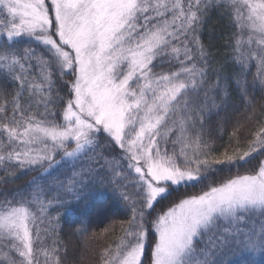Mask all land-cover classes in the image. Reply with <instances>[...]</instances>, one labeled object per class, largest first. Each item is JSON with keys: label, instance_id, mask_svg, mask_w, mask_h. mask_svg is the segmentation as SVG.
Segmentation results:
<instances>
[{"label": "snow or ice", "instance_id": "obj_1", "mask_svg": "<svg viewBox=\"0 0 264 264\" xmlns=\"http://www.w3.org/2000/svg\"><path fill=\"white\" fill-rule=\"evenodd\" d=\"M208 5L209 0H186V5L185 0H0L4 17L0 65L21 88L41 94L44 98L38 104L45 109L41 119L21 112L17 120L19 94L13 98V116L2 127L11 150L5 153L0 147V164L51 166L58 154L67 158L86 154L103 135L128 154L129 167L134 168L136 199L129 205L128 228L115 249L103 250L99 264H228L215 250L219 245L199 248L202 239L212 235L224 244L247 217L264 216V161L245 174L237 171L230 178L217 179V173L250 164L254 154L264 156V122L257 123L246 148H226L218 154L202 133L186 135L190 126L203 120L204 108L190 94L199 93L207 75L194 63L187 36ZM219 6L233 9L237 19L259 37V51L249 58L257 59L264 71V0H220ZM241 9H247L246 16ZM169 14L171 19L166 18ZM26 40L45 50L36 55L35 49L20 47ZM173 41L180 42L183 59L181 47L167 51ZM197 51L203 59V48L198 45ZM236 51L237 62L243 64L239 42ZM166 56L180 67L167 74L154 73L156 62ZM30 61L39 67L42 83H29L24 76V64ZM57 73L72 76L66 82L67 100L57 96L62 105L59 124L48 119L59 114L48 108ZM5 111L0 106V113ZM169 122L179 127L180 135L173 141L183 145L178 154L161 147V141L174 134V128L166 127ZM70 144L74 147L69 149ZM12 145L22 146L21 150ZM198 186L199 194L178 197L163 214L149 219L155 204L173 191ZM121 198L130 200L126 194ZM31 203L24 200L0 209V242L11 241L10 249L21 258L17 261L5 253L8 264H39L40 251L46 264L49 260L61 264L56 249H34L40 237L37 233L34 241L30 229L35 223ZM150 230L155 239L146 260ZM257 235L244 247L264 251V224Z\"/></svg>", "mask_w": 264, "mask_h": 264}, {"label": "trees", "instance_id": "obj_2", "mask_svg": "<svg viewBox=\"0 0 264 264\" xmlns=\"http://www.w3.org/2000/svg\"><path fill=\"white\" fill-rule=\"evenodd\" d=\"M219 4L220 0H216V3L209 0L200 23L187 36L188 47L196 57L194 63L198 68H204L207 75L199 93L190 94V99L199 101L204 108L200 113L203 120H198L194 127L190 126L186 135L202 133L203 140L216 149L217 154L226 148H246L257 123L264 122V71L259 68L257 59L249 58L251 53L259 51L257 38L247 25L237 19L233 9ZM241 11L245 15V10ZM2 18L4 17L0 16V19ZM166 18L171 19V14ZM2 40L3 37H0V41ZM238 42L239 52L244 53L243 64L237 62L240 59L236 51ZM198 45L203 48V59L197 51ZM173 46L181 47L180 59H183L180 42L173 41L167 50L169 53ZM20 47L35 49L36 55L45 50L43 45L27 40ZM179 67L178 61L166 56L156 62L153 71L157 74H167L169 70L175 71ZM20 71L18 68L16 74ZM39 71L35 61L24 64L23 74L29 83H42ZM53 79L56 81L52 92L53 102L49 103L48 108L59 114L48 119H54L59 124L63 123L62 105L57 96L67 100L66 82L71 81L72 76L61 77L57 73ZM17 94L20 107L16 119L21 118V112L25 116L35 114L41 119L39 114L44 113L45 109L43 104L38 102L44 97L39 93H32L27 86L21 88L13 79V74L4 71L0 65V106L6 107V111L0 113V117H3L0 118V147L5 153L11 148L2 127L9 123L13 116V98L17 97ZM166 127L174 128V134L169 133L167 142L161 141V147L169 154H178L183 145L173 141H177L180 135L179 127L171 122ZM12 147L19 151L22 146ZM187 151L189 155L192 154L191 149ZM263 159L264 156L254 154L250 164L238 166V170L234 168L231 172L217 173V179L230 178L236 175L237 171L239 174H245ZM129 164L128 154L118 145L106 141L103 135L99 145L86 154L71 160H62L52 167L45 163L43 166L21 168L15 161L5 162L0 164V209L9 205L18 206L24 200L32 201L29 208L39 218V225L35 227L33 237L34 241L37 233L40 237L38 242H34L36 249H56L55 255L59 256L61 264H99L103 250L115 249L124 237L128 228L127 221L132 215L129 205L136 199V174ZM196 191L200 192L199 186L178 188L167 199L155 204L149 219L163 214L169 206L168 201L173 197L177 199L193 195ZM122 194L130 197L127 203L121 198ZM262 224L264 216L256 214L253 223L233 228L234 235L224 244H221L220 238L209 235L202 239L198 247L208 250L213 245H219L215 250L221 253V258L228 260V264H264V251L256 252L244 247L249 240L258 239L257 234ZM152 238L149 231L150 243L145 251L146 260L150 254ZM10 244L11 241L8 240L0 242V264H8L5 253L12 259L17 258L15 252L10 249ZM36 259L39 264H46L42 251L38 252ZM47 264H52L51 260Z\"/></svg>", "mask_w": 264, "mask_h": 264}, {"label": "rangeland", "instance_id": "obj_3", "mask_svg": "<svg viewBox=\"0 0 264 264\" xmlns=\"http://www.w3.org/2000/svg\"><path fill=\"white\" fill-rule=\"evenodd\" d=\"M245 10V16L247 15V9H244ZM256 38H257V40L259 39V37L258 36H256ZM38 96V95H37ZM34 147H36V146H34ZM72 147H74V144L72 145ZM71 147H69V149H70ZM71 159H74V158H67V157H62V155L61 156H59V154H58V156H57V158H55V163H53L51 166L48 164V167H52V166H55L56 164H58L59 162H61L62 160H71ZM263 161H264V159H263ZM27 167H29V166H27ZM193 194H199V192H195V193H193ZM174 196H176V195H174ZM182 197H184V196H181V198ZM177 199H176V197L174 198H172V199H170L169 201H168V204H169V206L168 207H170L171 206V203H174V202H178V201H176ZM42 205H44L43 203H42ZM167 207V208H168ZM167 208H166V210H167ZM165 210V211H166ZM30 211L34 214V216H35V223H31L30 224V229H31V231H32V235H33V237H34V232H35V227H37V225H39L37 222H38V215H36V213L30 208ZM254 220H256V214L255 215H251V216H249V217H247L243 222H241L239 225H237L236 227H234L235 229L236 228H241V226H246V224H250V223H253L254 222ZM244 228H246V227H244ZM150 232L152 233V236H153V238H152V240H151V244H152V241H154V239H155V236H154V234H153V232L150 230ZM12 243V242H11ZM152 246V245H151ZM34 249H36V247L34 246ZM12 251H14L15 252V254H16V256H17V258H14L15 260H20L21 258L19 257V254H18V252H16L15 251V249H11ZM37 255H38V253H37Z\"/></svg>", "mask_w": 264, "mask_h": 264}]
</instances>
